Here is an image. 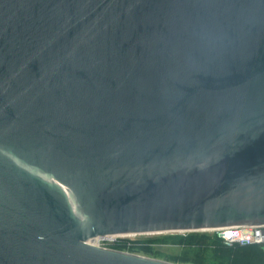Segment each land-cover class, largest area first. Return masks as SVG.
Segmentation results:
<instances>
[{
  "label": "water",
  "instance_id": "1",
  "mask_svg": "<svg viewBox=\"0 0 264 264\" xmlns=\"http://www.w3.org/2000/svg\"><path fill=\"white\" fill-rule=\"evenodd\" d=\"M259 224L264 0H0V264Z\"/></svg>",
  "mask_w": 264,
  "mask_h": 264
},
{
  "label": "trees",
  "instance_id": "2",
  "mask_svg": "<svg viewBox=\"0 0 264 264\" xmlns=\"http://www.w3.org/2000/svg\"><path fill=\"white\" fill-rule=\"evenodd\" d=\"M154 245L178 247L176 253L158 251V255L178 264H264V244H228L216 231L162 233L135 240L119 237L110 248L154 254Z\"/></svg>",
  "mask_w": 264,
  "mask_h": 264
},
{
  "label": "built area",
  "instance_id": "3",
  "mask_svg": "<svg viewBox=\"0 0 264 264\" xmlns=\"http://www.w3.org/2000/svg\"><path fill=\"white\" fill-rule=\"evenodd\" d=\"M218 235L228 244L239 242L242 244H264V224L259 225H234L222 227L216 230ZM115 236L98 237L94 241H115ZM111 243V242H109Z\"/></svg>",
  "mask_w": 264,
  "mask_h": 264
},
{
  "label": "rangeland",
  "instance_id": "4",
  "mask_svg": "<svg viewBox=\"0 0 264 264\" xmlns=\"http://www.w3.org/2000/svg\"><path fill=\"white\" fill-rule=\"evenodd\" d=\"M152 235H156V234L126 235V236H122L121 238H128V239L135 240L138 238H145V237L152 236ZM116 238H119V237H116ZM109 242H114V241H112V240L100 241V242H98L97 240L93 241L94 244L104 246V247H110L111 243H109ZM154 249H155L154 254H146V253H142V252H132V253L148 256V257H151L154 259L168 261L165 257L158 255V251H163V252H167V253H170V252L176 253L179 251L178 247L172 246V245H164V246L163 245H154ZM156 251H157V253H156ZM128 252H130V251H128Z\"/></svg>",
  "mask_w": 264,
  "mask_h": 264
},
{
  "label": "bare ground",
  "instance_id": "5",
  "mask_svg": "<svg viewBox=\"0 0 264 264\" xmlns=\"http://www.w3.org/2000/svg\"><path fill=\"white\" fill-rule=\"evenodd\" d=\"M94 240H91V242H93Z\"/></svg>",
  "mask_w": 264,
  "mask_h": 264
}]
</instances>
